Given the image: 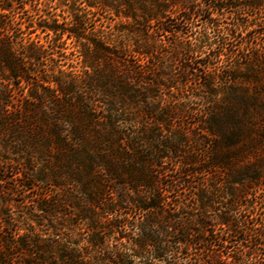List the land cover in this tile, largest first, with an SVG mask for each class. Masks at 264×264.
Instances as JSON below:
<instances>
[{
	"label": "trees",
	"instance_id": "trees-1",
	"mask_svg": "<svg viewBox=\"0 0 264 264\" xmlns=\"http://www.w3.org/2000/svg\"><path fill=\"white\" fill-rule=\"evenodd\" d=\"M9 1L0 264H264L240 203L264 185V0H76L38 24L78 42L68 71L9 35ZM98 10L115 35L85 28Z\"/></svg>",
	"mask_w": 264,
	"mask_h": 264
},
{
	"label": "rangeland",
	"instance_id": "rangeland-1",
	"mask_svg": "<svg viewBox=\"0 0 264 264\" xmlns=\"http://www.w3.org/2000/svg\"><path fill=\"white\" fill-rule=\"evenodd\" d=\"M71 4L79 5V2L76 0H13L8 3V11H5V13L6 20L10 25L9 30L11 33L9 35L12 38H19L23 43L32 42L36 46H43L45 51L42 63L46 70H49L56 65L60 66L61 69H64L65 71L81 69L78 42L66 38L65 35H63L59 40H56L57 46L52 47L53 41H51V37L53 34L51 32L48 34L38 25L44 24L50 19L58 20L59 23H63L62 25L68 23L70 19L69 6ZM87 17L85 25L87 30L92 31V29H95V31L115 35L114 25L117 21L115 17L113 19L112 16L102 10L91 12ZM21 90H24V87L17 89V93L19 94ZM164 167L168 170L172 165L169 163ZM6 173L7 175L10 174V172ZM176 176L177 174L170 170L165 181L173 179V177ZM31 194L32 193H30L29 196ZM255 195L256 196H252L250 199H243L240 203L241 206L244 207L247 200L256 202L257 207L252 210V213L258 215L260 212L264 213L263 208H261V206H264V185ZM224 198H227V196L223 195L222 198H218V200H224ZM14 199L20 200L21 197L16 196ZM249 226L252 229L254 228V231L261 233L264 232V221H262L259 216L257 218H252ZM251 233L252 232L248 233L246 237L251 236ZM241 237H244V234H237L229 239L238 240Z\"/></svg>",
	"mask_w": 264,
	"mask_h": 264
}]
</instances>
